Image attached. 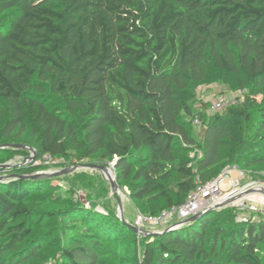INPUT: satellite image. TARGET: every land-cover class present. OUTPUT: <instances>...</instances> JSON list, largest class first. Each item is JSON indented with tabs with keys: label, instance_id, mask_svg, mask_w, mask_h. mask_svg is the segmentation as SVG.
I'll list each match as a JSON object with an SVG mask.
<instances>
[{
	"label": "trees",
	"instance_id": "trees-1",
	"mask_svg": "<svg viewBox=\"0 0 264 264\" xmlns=\"http://www.w3.org/2000/svg\"><path fill=\"white\" fill-rule=\"evenodd\" d=\"M208 55L218 68L242 73L251 94L261 93L264 0H0V106L7 101L11 112L0 127V153L29 156L6 146H30L19 139L31 115L37 157L96 156L98 164L113 163L142 212L179 206L227 165H264V100L254 123L253 95L207 120L194 117L184 95L204 79ZM46 168L0 169V177L7 172L0 179V264H46L26 197L53 190L56 178H22ZM235 208L148 238L139 256L127 224L69 194L59 215L74 233L61 263L99 264L105 243L123 228L132 234L134 264H264V216L239 223Z\"/></svg>",
	"mask_w": 264,
	"mask_h": 264
},
{
	"label": "rangeland",
	"instance_id": "rangeland-1",
	"mask_svg": "<svg viewBox=\"0 0 264 264\" xmlns=\"http://www.w3.org/2000/svg\"><path fill=\"white\" fill-rule=\"evenodd\" d=\"M207 57L204 79L192 82L184 95L195 114L194 117L197 118L200 115L205 119L216 113L213 105L217 100L225 99L229 103L224 110L218 112L225 113L228 107L244 102L248 95H253L251 93L255 90V87L246 80L242 73H230L218 68L210 58V55ZM253 96L256 103L251 109L252 123L256 122L260 116L258 105L263 103L264 90ZM10 113L8 102L3 100L0 106V127L3 126L5 121L9 118ZM32 126L33 117L30 115L28 117L27 131L21 139H19L20 142L30 145H26L29 148H23L28 150L29 156L32 155L30 148L34 149L32 146H36L32 144L33 142L30 140V130ZM194 132L197 138L201 139L203 126L196 125ZM4 141H6V138L0 139V142ZM1 148H4V145ZM11 148L19 147L12 146ZM69 152L72 153V151ZM199 155L200 151H197L192 153L191 157H198ZM25 156L26 154L24 153H0V165H8V167L5 168V170H8L11 166L21 164L25 160ZM38 158L39 157L36 156L35 159ZM30 163L33 164L32 161L26 164ZM84 164H98L96 156L86 157L80 161L71 160L70 157H56V161L48 165L43 171L58 172L72 166H77L76 169L54 177L56 179L53 181V184L56 188L53 190L43 189L34 191L26 197L29 206L32 208V222L34 223L33 234L36 238H39L43 244L41 252L45 257L46 264H62V246L65 244L67 237L74 233L70 228L64 227V225L61 224L62 221L59 215V210L63 207L65 198L69 194H72L75 199H80L88 209L93 206L105 217H116L121 219L117 197L109 181L100 170L83 166ZM233 165L235 164L227 166ZM108 167H113V163H110ZM237 168L241 169L238 166ZM244 171L246 172L243 180L244 185H249L251 186L250 188L254 186L264 187V165H259ZM6 173L7 172L3 171L2 176H5ZM227 187L226 184L222 185V189H226ZM118 195L122 200L124 218L129 223L137 225L144 230L143 232L136 233L139 256H141L140 252L142 251L143 243H145L148 238L153 240L154 237L148 233L164 232L169 229V227H167V225L151 226L148 224L139 226V217L149 216L151 214L142 212L131 200L127 183L119 185ZM248 197L252 200L249 206L243 209L235 208L239 212L236 218V221L239 223H246L250 220L257 221L260 216H264V195L260 192H254L249 194ZM239 216L246 218V221H240L238 219ZM175 220L178 221L177 218H175ZM118 234L119 237L115 242L108 241L105 243L106 251L104 253L103 247V255L99 259V264H134L132 261V234L123 228H119Z\"/></svg>",
	"mask_w": 264,
	"mask_h": 264
},
{
	"label": "built area",
	"instance_id": "built-area-1",
	"mask_svg": "<svg viewBox=\"0 0 264 264\" xmlns=\"http://www.w3.org/2000/svg\"><path fill=\"white\" fill-rule=\"evenodd\" d=\"M228 104L229 103L225 99H219L214 103L213 108L216 112H220L224 110ZM200 123L199 119H195V125H200ZM55 161L56 157L49 154L42 156V158L32 160L33 165L35 166H40L42 164L48 166L53 164ZM245 174L246 172L237 168V165L227 166L215 179L208 182L199 181L196 188L190 192L183 204L164 210L157 216H140L138 219V225H167L169 228H178L181 226L179 223L183 220L192 217L199 212L208 211L210 208H213L227 198L237 196L249 190L251 186L243 184ZM223 184H226L228 187L226 189H222ZM248 196L249 195L239 198L227 206L243 209L244 207L249 206L250 202H252ZM175 218H177L178 221H176ZM238 219L240 221H246V218H242L241 216H239Z\"/></svg>",
	"mask_w": 264,
	"mask_h": 264
},
{
	"label": "water",
	"instance_id": "water-1",
	"mask_svg": "<svg viewBox=\"0 0 264 264\" xmlns=\"http://www.w3.org/2000/svg\"><path fill=\"white\" fill-rule=\"evenodd\" d=\"M7 146H11V147L13 146V147H19V148H29L26 145H18V144H8ZM30 150L32 151V155L27 157L21 164L15 165V166L25 165L26 163H28V162H30V161H32V160H34L36 158V156H37L36 150L32 149V148H30ZM83 166H87V167L98 169L104 174V177L109 181V183L111 185V188H112L113 192L115 193V195L117 197L121 220L125 224H127L129 226V228H131L135 233L143 232L144 231L143 229L139 228L137 225L129 223L124 218L122 200H121V198L118 195L119 185H118V181H117V176H116V171H115L114 165H113V167H108V166L102 165V164H84ZM6 167H8V165H0V168H6ZM76 167L77 166H72L70 168H66V169H63V170L58 171V172H55V171H53V172L37 171V172L31 173V174H25V175L22 176V178L43 179V178H49V177H56V176L62 175L64 173H67L69 171H72V170L76 169ZM111 171L114 172V176H111V174H110ZM3 178H4V176L0 177V179H3ZM254 192H260L261 194L264 195V187L263 186H254L253 188H250L249 190L245 191L242 194L227 198L226 200H224L223 202L217 204L213 208H210L208 211L199 212V213L193 215L192 217H189V218L183 220L179 224L180 225H184V224L190 223L192 221L198 220V219L202 218L206 213H208L210 211H213V210H216V209L224 208L227 205H229V204L233 203L234 201H236L237 199L242 198V197H244L246 195H249L251 193H254ZM169 229H173V227H171ZM162 233L163 232H153V233L150 232L148 234H151L153 236H157V235H160Z\"/></svg>",
	"mask_w": 264,
	"mask_h": 264
},
{
	"label": "bare ground",
	"instance_id": "bare-ground-1",
	"mask_svg": "<svg viewBox=\"0 0 264 264\" xmlns=\"http://www.w3.org/2000/svg\"><path fill=\"white\" fill-rule=\"evenodd\" d=\"M110 174H111V176H114V172H113V171H111ZM114 196H115V195H114Z\"/></svg>",
	"mask_w": 264,
	"mask_h": 264
}]
</instances>
